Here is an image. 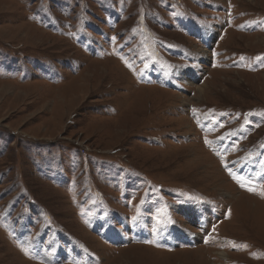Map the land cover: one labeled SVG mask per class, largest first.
<instances>
[{
    "label": "rangeland",
    "instance_id": "374dc122",
    "mask_svg": "<svg viewBox=\"0 0 264 264\" xmlns=\"http://www.w3.org/2000/svg\"><path fill=\"white\" fill-rule=\"evenodd\" d=\"M0 264H264V0H0Z\"/></svg>",
    "mask_w": 264,
    "mask_h": 264
},
{
    "label": "snow or ice",
    "instance_id": "6c2138e0",
    "mask_svg": "<svg viewBox=\"0 0 264 264\" xmlns=\"http://www.w3.org/2000/svg\"><path fill=\"white\" fill-rule=\"evenodd\" d=\"M239 182V181H238ZM241 186L243 187L244 185L243 184H241ZM250 191H251V189H249Z\"/></svg>",
    "mask_w": 264,
    "mask_h": 264
}]
</instances>
